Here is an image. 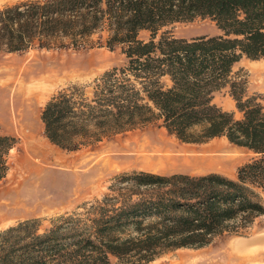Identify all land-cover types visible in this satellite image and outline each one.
<instances>
[{"label":"trees","instance_id":"trees-1","mask_svg":"<svg viewBox=\"0 0 264 264\" xmlns=\"http://www.w3.org/2000/svg\"><path fill=\"white\" fill-rule=\"evenodd\" d=\"M209 19L217 35L181 38L177 23ZM119 48L124 63L58 89L43 134L73 151L159 125L183 142L224 136L253 157L234 178L211 172L116 175L101 198L39 232L36 219L0 230V264H145L198 248L264 214V97L233 72L264 59V0H21L0 7V51ZM228 86L239 118L213 101ZM17 139L0 130V180Z\"/></svg>","mask_w":264,"mask_h":264},{"label":"rangeland","instance_id":"rangeland-1","mask_svg":"<svg viewBox=\"0 0 264 264\" xmlns=\"http://www.w3.org/2000/svg\"><path fill=\"white\" fill-rule=\"evenodd\" d=\"M18 1L0 0V7ZM171 32L187 39L220 34L212 21L200 18L177 23ZM124 60L119 48L97 45L81 50L0 51V130L17 139L9 151L7 174L0 180V230L36 219L42 232L57 217L80 212L84 204L101 198L122 172H216L234 178L238 166L253 157L224 136L183 142L159 122L73 151L51 144L40 120V111L50 96L69 84L88 82ZM233 72L245 77L248 94L264 97V59L242 57ZM213 101L236 118L241 116L228 86L215 91ZM231 226L204 246L175 249L145 264H237L231 259L228 243L264 232V214L246 226L239 221ZM249 262L264 264V250Z\"/></svg>","mask_w":264,"mask_h":264},{"label":"bare ground","instance_id":"bare-ground-1","mask_svg":"<svg viewBox=\"0 0 264 264\" xmlns=\"http://www.w3.org/2000/svg\"><path fill=\"white\" fill-rule=\"evenodd\" d=\"M31 87L28 86V88ZM33 88L34 87H32V89ZM227 247L230 252L231 259L235 261L234 263L252 264V262H249V260L256 258L257 255H259L264 250V232L259 233L257 235L255 234L247 238H236L229 242Z\"/></svg>","mask_w":264,"mask_h":264},{"label":"water","instance_id":"water-1","mask_svg":"<svg viewBox=\"0 0 264 264\" xmlns=\"http://www.w3.org/2000/svg\"><path fill=\"white\" fill-rule=\"evenodd\" d=\"M257 235V234H256Z\"/></svg>","mask_w":264,"mask_h":264}]
</instances>
